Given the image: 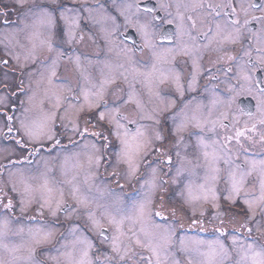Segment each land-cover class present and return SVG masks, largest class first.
I'll return each instance as SVG.
<instances>
[{
	"label": "rangeland",
	"instance_id": "obj_1",
	"mask_svg": "<svg viewBox=\"0 0 264 264\" xmlns=\"http://www.w3.org/2000/svg\"><path fill=\"white\" fill-rule=\"evenodd\" d=\"M35 8L37 10L33 11L34 16L31 24L28 25V31L23 32L20 28V33L13 30L16 28L8 21L6 13L0 11V45L3 50L7 51L5 54L10 56V60L7 58V63L4 65L0 56V112L2 113L0 114V167L3 165L5 167L2 169L7 168L10 171L9 177L14 181V195L17 196L18 202L16 204L18 209L11 208L9 209L11 212L0 209L2 212L0 217V264H77L84 251L88 252L87 259L92 260L94 264L97 261L103 264L104 255H112V253L111 250L103 251L102 243L109 244L111 248V238L115 231L104 219L107 213L101 206L111 205L117 197L126 199L128 203L139 200L147 191V182L154 181L159 184L162 180L161 176L165 171L163 165L166 162V160H162V155H164L163 159L168 158V152L165 151L163 145H158L159 141H157L158 146L154 143L155 130H152V119L144 118L145 122L141 124L142 118L131 117L129 114L123 113L130 112L132 114L135 109H138L141 110L143 117H147L152 114L155 108L160 109V105L154 99V94H149L147 91L149 96L146 100L129 103L126 110L122 111L124 105L118 100V94L123 83L119 77L124 75V63L130 58L119 42L110 44L112 50L107 51L102 59L96 60L98 64L94 62L92 67L81 64V57L75 56L78 70L72 68L74 71H80V75L83 76L79 89L73 91L79 95V101L74 97L65 99V95L71 91L72 78L69 76L71 80L67 83L57 82V77L55 81L52 80V71L56 70L57 63L61 61L60 58L57 59L58 56L54 55V52L50 53L48 46L53 21L52 14L47 10L39 9V7ZM30 10L27 11V14ZM43 13L50 17V23L42 24L40 22L44 17ZM97 13L95 12V14ZM44 59H47L46 63H44ZM53 61L56 62L55 66ZM61 62L64 63V60ZM28 64L30 65L27 69ZM50 80L51 83H49ZM22 85L27 88V93L24 94L25 106L17 101V92L19 93ZM72 88H75V83ZM85 91L90 94V99L100 103L99 108H94L86 114L96 116L99 112L104 111L106 119L104 122H99L96 116L97 121L94 118L92 119L94 123L90 122V125L87 126L83 120H79V130L77 131L74 130L72 124L75 112L69 108V105L78 108L84 104L85 112H87V105L83 98ZM97 93H101L102 98H98ZM57 97L61 98V107L59 108L54 107ZM103 99L106 101L102 102ZM146 107L150 109L149 113H146ZM11 108L15 109L14 115L19 121L15 124V131H18V135L5 121L7 110ZM65 109H68V113L71 115H68ZM117 111L125 116L124 118L119 116L120 123L123 125L119 132L121 137H124L125 132L128 133L130 152H135L138 141L133 139V135L138 128L146 137L152 138V146H150L148 154L144 156L141 151L140 155L136 157L138 171L134 175H129L127 164L118 163V154L121 153L123 147L121 140L114 135L107 134L103 127L107 126L105 122L108 123V119L111 118L109 114H114ZM50 112L56 113V117L50 122L54 133V138L51 140L46 136H40L38 128L42 115ZM60 117L66 118L62 120ZM127 121L136 124L137 129L130 132L127 129ZM111 126L114 131L115 125ZM28 127L37 134V139L31 140L26 135L25 129ZM85 127H87V132L81 136L79 133L83 132ZM95 132H102V136L94 135ZM104 136L108 139L104 140ZM199 138L205 144L213 147L211 153L215 151L219 159L212 163L211 156L207 158V161H204L202 157L192 155L189 163L182 168L179 167L180 173L184 171L181 176L170 173L168 187L163 185V192L157 191L156 193L158 203L160 195L166 198L167 188L171 192L181 193L184 186V197H179L176 201L166 198L169 210L165 211L162 217L153 218L158 228L148 227L149 231H155L159 236L165 237L153 241L154 245L160 246L162 264H184L183 260L186 264L189 262L191 264H217L233 252H236L240 259L242 248H246L249 243L258 244L259 242L256 237L250 239L248 235L251 232L261 233L264 237L263 231L258 230L260 225H257V223L261 224L264 228V213H261L258 207H254L255 218L248 220L251 213L244 200L250 198L246 194L254 195L252 194L254 183L250 181L249 177L246 178L243 191L235 199V202L224 199L229 194V173L248 171V162L251 163L248 156L236 153L240 156L236 160L233 155L237 148H232L231 145L220 147L225 143L224 137L211 140L204 139L202 136ZM114 139L116 143H113ZM57 140L59 143L56 142ZM212 141L219 143L214 145ZM200 145L204 147L201 143ZM161 146V157L156 160L151 154L152 152L156 154L154 147ZM106 154L109 155L108 161ZM96 156L101 157L100 162L97 164L93 160L90 163V157ZM152 158L153 160H151ZM12 159L15 162L9 165L8 162ZM147 159L144 177L139 180L137 176L142 170V163ZM225 160L228 162L225 163ZM261 160H264V156L256 158L252 163L255 162L256 167L259 168ZM241 164H245V166L241 167ZM237 165L240 166L239 169H237ZM211 167L219 169L220 179L218 181L211 182L207 179L211 175ZM153 169L156 170L155 174H153ZM142 184L145 185L144 188L141 187ZM200 184L215 187L217 190L216 201L213 202L209 199L205 202L199 199L186 203L188 199L187 186L191 185L194 195H200ZM47 189L52 190L51 206L46 205L41 208L40 205L49 198ZM2 190L3 188H0V195L3 194ZM221 191L225 193L222 195ZM61 192L63 193L62 198ZM57 201L60 202L61 207L53 215L52 210L56 209ZM213 203L218 204L219 207L214 208ZM171 209H176L175 215H172ZM108 212H111V208L108 209ZM90 214L100 220L101 224L108 229V240L99 235L100 228L92 226ZM25 217H28V220ZM250 222L254 225L249 226ZM178 224L194 226L195 231L180 230L181 233H178L176 230ZM203 224L209 225L211 229L201 232L197 228L205 227ZM241 225L244 226L241 227ZM129 226L126 221L123 226L125 233ZM140 227L141 225L137 224L136 230L142 242H146V238L139 232ZM229 227H234L236 231L225 234L224 231ZM249 228H251L250 232ZM245 231L248 232V235L245 234ZM97 240H100V244H97ZM125 242H127L126 237ZM89 244H91V248H89ZM221 245H223V249H221ZM93 249L94 254L97 255L93 254ZM135 250L142 252L145 258L152 255L151 252L142 248ZM153 264H155L154 258Z\"/></svg>",
	"mask_w": 264,
	"mask_h": 264
},
{
	"label": "flooded vegetation",
	"instance_id": "obj_2",
	"mask_svg": "<svg viewBox=\"0 0 264 264\" xmlns=\"http://www.w3.org/2000/svg\"><path fill=\"white\" fill-rule=\"evenodd\" d=\"M197 2L199 0H23V5L21 6L18 0H0V11L6 13L9 18L8 21L16 28L13 29L16 33H20V28H22L23 32L28 31V25L31 24L34 16L33 11L37 10L35 7L47 10L52 14L53 21L50 29V41L48 42V46L51 45V48H49V51L50 53L54 52V55L58 56L61 61L64 60V63L61 61L57 63L56 75L52 76V80L55 81L57 77V82L67 83V81L71 80L69 76L72 78L71 84L74 87L75 83V88L71 87L69 94L65 95V98L67 97L68 99L74 97L79 101V95L73 91L79 89L83 80L80 71L73 70V68L78 70L76 67L78 65L75 62L77 60L75 58L76 55L77 57H81V64L83 63V65H90L92 67L96 60L102 59L107 51L112 50L110 45L112 43L119 42L126 54L128 50H131L132 55L129 56L130 60L127 59L124 63V75L119 77L123 84L120 86L121 90L118 94V100L124 105L122 107L123 111L126 110L129 103L146 100L149 94H154V99L160 105V109L155 108L151 114L154 118L151 121L153 123L152 130H155V133L159 131L164 137L163 140L159 141V144L157 140L154 143L156 145L162 144L165 151L168 152V156L171 155V164L167 162L168 158L163 159L164 155H162V160H166V162L163 165L165 171L161 178L165 182V187H168L170 182L169 174L173 173L175 176H181L184 171L180 175H177L179 167L181 166L182 168L189 163L192 155L202 157L204 161H207L203 154L204 151H208L211 156L213 147L211 145H208L207 148L202 147L200 145V136L210 140L212 138L222 139L224 135L235 137V132L239 129L244 132V135L239 138L240 142L237 143L236 139H233L230 143H227L232 148H237V151L233 155L236 160L240 158L236 153L245 154L248 156V160L251 161L249 164L247 160V169H250L253 164L252 161L264 156V144L260 142L259 131L256 133L246 131V129L251 128L253 122L249 113L252 114V117L258 119L256 99L238 87L242 82L238 77L251 71L253 66L256 69L252 72L253 81L264 84V68L259 64L260 57L264 55V51H262L264 50V43L260 39L262 25L260 21L251 19L253 16L264 17V11L258 10L264 8V0H235V6L241 23L245 19H248L249 23L246 27L241 28L240 39L234 44L225 43L220 45L218 43L219 37L215 36L216 23L225 24L229 17L225 16L224 13H231V8L220 9L219 16L212 13L208 7H181L179 9L182 15L185 17L191 16L196 21L195 28L191 27V21L187 19L184 21L185 27L190 29L191 33L190 37L185 36L184 40L189 48L192 49V55L177 56L175 61H172L171 57H168V63L158 64L157 67H162L165 70L172 69L173 74L179 73V86L183 91V95L177 91V85L172 79L166 80L163 84L159 83L160 73L153 70L154 60L151 53L147 49L141 51L143 41L138 31V25L143 24L151 16H156V27L150 29V31L156 36L157 46L161 51L171 48L173 45L167 37L174 36L177 30V23L179 21L175 19L177 16L176 4L190 6ZM227 2L228 0H204L205 5ZM162 3L172 5L168 9V12H171V16H168L167 12L161 9L160 5ZM241 4L244 8H248L250 4L256 7L249 9L248 15L245 16L240 10ZM146 8H152L155 11L149 14L145 12ZM28 10L32 12L29 11L30 13L28 12L27 14ZM95 12L98 13L95 14ZM232 18L235 19L236 17ZM167 19H173V23L168 24ZM6 52L0 45V56L3 65L7 63V58L10 60V56H7ZM56 52L57 54H55ZM193 61L197 64L195 79H193L192 71ZM46 62L47 59H44V63ZM29 65H27V69ZM6 68L12 70L9 67ZM189 83H191V87H189ZM230 89H235V91H230ZM147 91L149 94H147ZM26 93L27 88L22 85L19 93L17 92V101L22 106L26 104L24 98V94ZM129 96L132 97L131 100H129ZM214 98H219L221 101L231 100V107L228 108L224 103L212 105L211 101ZM101 101L106 100L103 99ZM181 109H185L189 116L195 114L199 117L202 121V128L189 125L183 132L176 133L177 125L183 119L182 114L177 115ZM7 111L8 114L5 117V121L12 127L13 132L18 135V131H15V124L19 123V121L14 115L15 109L11 108ZM140 111L135 109L132 114L130 112L123 114L141 118L144 115ZM145 111L149 113L150 109L146 107ZM222 112L228 113V119L223 121L228 127L223 128L217 124L215 131H211L210 129H212L213 125L211 123H203L204 119L207 118L209 121L218 120ZM0 114L2 113L0 112ZM123 114L119 113V116L124 118ZM96 116L98 117V115ZM96 116L93 115L92 117L96 120ZM8 117H11V119L9 120ZM173 117H176L175 122ZM157 119L159 120V124L155 122ZM91 122L94 123L92 119ZM143 122H145V119L141 120V124ZM105 123L107 126L103 127L106 133L109 134L114 128L107 122ZM126 123L127 129L130 132L135 131L138 127L132 121H127ZM181 136L183 140L177 146L176 141ZM177 152H179V156L176 155ZM155 153L152 152L151 154L153 158L156 160L160 159L161 153L157 151ZM106 158L108 161V154H106ZM147 161L148 159L142 163V170L137 176L139 180H142L144 177ZM14 162L15 160L12 159L8 164L10 165ZM244 166L245 164H241V167ZM3 167L5 166L1 165L0 167V188H3V194L0 195V209L11 212L4 205L11 199L13 204L12 209H18L16 207L18 203L17 196L14 195V181L9 177L10 171L7 168L2 169ZM249 178L254 183L253 196L260 194L257 173L254 171ZM183 193L184 186L181 193L171 192L167 188V195L165 197L176 201L177 198L184 197ZM220 193L223 195L225 192L221 191ZM1 214L2 212L0 211V217ZM25 219L28 220V217H25ZM248 225L252 226L254 224L250 222ZM257 225H260L258 228L264 233V228L261 224L257 223ZM193 227L178 224L176 230L178 233H181L180 230L193 232L195 231ZM197 229L205 232L211 228L207 225ZM231 231L236 230L234 227H229L224 233L227 234ZM245 234L248 235V232L245 231ZM248 236H250V239L256 237L259 240L258 244L264 243V237L261 233L253 231ZM104 239L108 240L109 238ZM97 241V244H100V240ZM102 246L103 251L111 250L109 244L104 245L102 243ZM94 255L97 254L95 253ZM238 259V254L233 252L229 253L225 259L220 260L217 264H235ZM204 261L206 262L205 259ZM183 263L186 264L185 260H183Z\"/></svg>",
	"mask_w": 264,
	"mask_h": 264
},
{
	"label": "snow or ice",
	"instance_id": "obj_3",
	"mask_svg": "<svg viewBox=\"0 0 264 264\" xmlns=\"http://www.w3.org/2000/svg\"><path fill=\"white\" fill-rule=\"evenodd\" d=\"M18 3L22 6L23 0H18ZM161 9L165 10L168 14V16H171V12H168V9L172 7L171 4H161ZM177 8V16L176 20L179 22L177 23V30L174 36L167 37L169 39L170 43L173 45V47L164 49L161 51L157 46V40L155 34L150 31V29H154L156 27L155 21L157 20L156 16H151L150 19L145 20L143 24L138 25V31L140 32L141 39L143 41V47L141 51L144 49H147L154 60L153 63V70L158 71L160 73L159 75V83L163 84L166 80L172 79L174 83L177 85V91L180 92L181 95H183V91L179 86V80L180 75L179 73L173 74L172 69H163L158 68V64L168 63V57H171L172 61H175L177 56H191L192 55V49L189 48L188 44L185 42L184 37L189 36L190 37V29H187L185 27L184 21L187 19L188 21H191V27L195 28L196 21L192 19L191 16L185 17L179 12V9L181 7H191V8H204L208 7L211 9L212 13H215L217 16L220 15V9H227L231 8V13L225 12L224 15L229 17V19L226 21L225 24H221L219 22L215 25V36L219 37L218 43L220 45H223L225 43H236L241 36V28H244L248 25L249 20L245 19L243 23H241L239 19V13L237 12V8L235 6V0H228L227 3L223 4H207L205 5L204 0H199V2L194 3L192 5H180L176 4L175 6ZM255 5H249L248 8H244L243 5H240L241 12L244 13L245 16L248 15L249 9L255 8ZM261 11H264V8L258 9ZM155 9L152 8H146L145 12L151 14ZM211 15V13H210ZM232 17H236L233 19ZM252 20H257L261 22V42L264 43V17H251ZM44 22H51L50 17L45 13L44 17L41 20V23ZM163 22V21H162ZM168 24L173 23V19H167ZM51 48V45H49ZM264 51V50H262ZM127 54L129 56L132 55L131 50H128ZM59 59V57H57ZM6 63V62H5ZM55 61H53V65L55 66ZM259 64L262 68H264V55H262L259 59ZM255 66H253V69L246 74H243L242 76L238 77L239 80L242 82L238 85V87L247 92L249 95L254 96L256 99V106H257V114L258 119L252 117V114L249 113L250 118H252L253 122L251 125V128L246 129L248 132L256 133L259 131L260 136V142L264 144V84L256 83L252 79V72L255 71ZM193 79H195L196 71H197V64L195 61H193ZM56 73L53 70L52 76H55ZM51 83V80L49 81ZM189 87H191V83H189ZM230 91H235V89H230ZM98 98H102L101 93L96 94ZM83 98L85 101V104L87 105L88 112H91L94 108H99L100 103L97 102V100L90 99V94L88 92H83ZM66 99V98H65ZM132 97L129 96V100H131ZM175 103V102H173ZM221 103L226 104L228 108L231 107V100L227 101H221L219 98H214L211 101L212 105H219ZM54 107H61V98L57 97V102ZM137 107L139 105L137 104ZM69 108L72 109L75 112V117L72 121L74 130H79V120H83V123L87 126L90 125L91 119L94 117L88 115L85 113V105L81 104L78 108L69 105ZM211 111V110H209ZM65 112L68 115H71V113H68V109H65ZM183 116V119L181 122L177 125L175 132L180 133L183 132L188 128L189 125H193L197 128H202V121L199 117H197L195 114L192 116H189L187 111L185 109H181L180 113L177 115ZM110 119H108V124L115 125V130L110 131L109 135H114L118 139L121 140V144L123 145L121 153L118 154V163H124L127 164L129 175H134L138 171V162L136 160V157L140 155L141 151H143L144 156L148 154V150L150 149V146H152V138L146 137L145 134L140 131L138 128L136 133L133 135V139L137 140L136 149L135 152L129 151V141L127 139L128 133L125 132L124 137L120 136L119 129L123 127V125L120 123V117L118 111L114 114L110 113ZM56 117L55 112L45 113L42 115L40 119V123L38 125L39 128V135L40 136H46L47 139L51 140L54 138V133L52 128L50 127V122ZM66 117H60V119H65ZM142 119H153V116L149 115L147 117H141ZM10 120L11 117H8ZM106 119V114L104 111L99 112L98 114V121L104 122ZM176 117H173V120L175 122ZM228 119V113L222 112L220 113V119L209 121L207 118L204 119L203 123H211L213 125L211 131H215V127L217 124H219L223 128H227L228 125L224 124L223 121ZM235 119V118H233ZM157 124H159V120L157 119L155 121ZM259 126V128H258ZM26 135L31 139L35 140L37 139V134L33 132L32 128L28 127L25 129ZM87 132V127H85V130L83 132H80L79 134L81 136L85 135ZM94 135L102 136V132H95ZM175 134V133H174ZM244 135V132L240 131L239 129L235 132V137L231 135L224 136V144L220 145L221 148L226 147L227 143H230L233 139H236V142L239 143V138ZM251 139V137H249ZM104 140H107L108 137L104 136ZM164 137L161 135L159 131L155 133V140L160 141L163 140ZM183 140V137H179L176 141L177 146L179 143ZM59 143V141H56ZM20 143V142H17ZM200 143L207 148L208 145L204 143L203 140L200 141ZM212 143L218 144V141H212ZM95 147V146H93ZM155 151L161 152L162 146L159 148H155ZM205 158L210 157V153L205 151L204 153ZM177 156H179V152L176 153ZM101 157H90V163L94 162L99 163ZM219 157L215 154V151L211 154V162L215 163ZM169 164H171V155L168 156ZM228 161L225 160V163ZM240 166L237 165V169H239ZM256 172L259 177V192L260 195L252 196L251 194H246V196H250V198H246L244 200V203L248 206V210L251 213L250 216H248V220H253L255 218V211L254 207H258L261 213H264V160H261L259 162V168L256 167V163L253 162L252 167L248 171H232L229 173V181H230V187L228 189V195L224 197L226 200H231L235 202V199L240 195V193L243 191L244 185L246 183V178L251 176L253 172ZM156 170L153 169V174H155ZM210 177L209 179L211 182L218 181L220 177L218 176L219 169L215 167L210 168ZM177 175H180V170L178 169ZM175 183V181H173ZM164 181L160 180L159 184H157L154 181L147 182V191L143 194V196L139 200H134L131 203H128L126 199L117 197L111 205L101 207L105 208V212L107 215L104 217L106 222L114 228L115 234L111 238V253L112 255H104V261L103 264H153V258L155 259V264H162L161 262V249L158 244L154 245L153 241L157 238L164 239L165 237L159 236L158 233L155 231H149L148 227L151 226L152 229L158 228V225H155L154 223V217H162L163 213L168 209L165 198L163 195H160L158 197V203H157V197L156 193L157 191L163 192V185ZM46 187V186H45ZM142 188L145 187V185H141ZM200 195H194L191 185L187 186V193H188V199L186 200V203H190L193 200H199L202 199L205 202L209 201L211 199L213 202L217 199V190L214 186L209 187L207 184H200ZM27 190V189H26ZM13 191L15 189L13 188ZM49 193V198L45 200L44 203L40 205L41 208H44L46 205L51 206V189H47ZM7 195V194H6ZM60 196L62 198L63 193H60ZM57 207L56 209L52 210V214L55 215L56 210H58L61 207V204L59 201L56 202ZM6 209H11L13 207L12 200L9 199L8 203L4 205ZM214 208H218L219 205L216 203H213ZM111 208V212H108V209ZM172 215H175L176 209L170 210ZM203 215V213H201ZM119 217V218H118ZM92 219V226L94 228H100L101 231H103V225L101 224V221L96 219L94 216H91ZM129 223V227L127 229V233L123 231V226L125 222ZM195 223V221H193ZM140 224L141 227L139 229V232L143 234V236L146 238V242H142L140 239V236L136 230V225ZM244 225H241L243 227ZM259 230V228H258ZM248 231H251V228L248 229ZM125 237L127 239V242H125ZM89 248H91V244H89ZM136 248H142L152 253V255L148 258H145L142 255V252L136 251ZM221 249H223V245H221ZM226 255V253H225ZM88 252L84 251L82 253V258L80 261L77 262V264H94L92 260L87 259ZM95 264H100L99 261L95 262ZM191 264V262H189ZM235 264H264V243L255 244L249 243L247 244L246 248H242V254L240 255V259L236 260Z\"/></svg>",
	"mask_w": 264,
	"mask_h": 264
},
{
	"label": "water",
	"instance_id": "obj_4",
	"mask_svg": "<svg viewBox=\"0 0 264 264\" xmlns=\"http://www.w3.org/2000/svg\"><path fill=\"white\" fill-rule=\"evenodd\" d=\"M100 233H101L102 236L107 237V231H106V229H104L103 231H100Z\"/></svg>",
	"mask_w": 264,
	"mask_h": 264
}]
</instances>
